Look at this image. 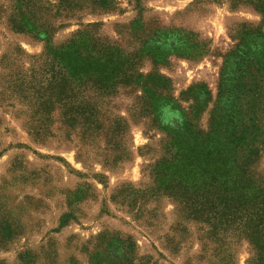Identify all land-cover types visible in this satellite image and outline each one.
<instances>
[{"label":"rangeland","instance_id":"obj_1","mask_svg":"<svg viewBox=\"0 0 264 264\" xmlns=\"http://www.w3.org/2000/svg\"><path fill=\"white\" fill-rule=\"evenodd\" d=\"M19 1L0 0V264H250L246 239L210 237L183 211L164 163L179 157L173 138H205L213 118L225 136L222 82L240 74V49L264 63V38L237 37L248 24L264 33L253 0ZM23 17L50 34L14 29ZM84 30L100 60L137 55L143 75L111 93L82 87L97 103L95 132L70 126L62 101L49 100L54 52ZM148 87L154 113L142 116ZM116 118L129 125L119 138ZM253 170L264 173V149Z\"/></svg>","mask_w":264,"mask_h":264},{"label":"trees","instance_id":"obj_2","mask_svg":"<svg viewBox=\"0 0 264 264\" xmlns=\"http://www.w3.org/2000/svg\"><path fill=\"white\" fill-rule=\"evenodd\" d=\"M96 3L107 8L111 1L96 0ZM251 4L264 15V0H253ZM12 25L22 32L50 34V29L27 17L16 18ZM237 34L241 46H246L248 37L264 38L261 27L251 24L243 25ZM95 41L91 33L84 30L56 53L50 44L46 47L48 54L53 50V55L59 58L50 82L53 89L49 94L50 104L54 99L62 101L65 121L70 126L81 125L85 132L98 131L101 124L97 103L91 98L79 97L84 92L82 87L111 93L118 85H140L143 81V75L136 71L140 65L137 55L126 54L123 58L114 53L100 60L105 55L102 51L97 55L93 53ZM240 50V74L225 78L220 86L225 97L230 95L226 100V106L231 107L226 111L225 136L218 131L214 118L211 132L205 138L195 142L193 136L191 141L189 134H179L172 143L179 157L176 162L165 161L164 165L169 169L166 172L168 183L175 189L172 196L183 211L190 212L188 216L204 221L210 237L220 239L221 232L226 235L231 231L236 237L246 239L252 248L250 264H264V173L253 170L264 149V63L247 49ZM101 62L109 63V69H104ZM234 80L240 89L237 97ZM142 99L139 114H153L144 107L152 103L154 108L155 91L148 87ZM128 128L127 121L121 118L114 119L111 125L115 138ZM72 218V213H66L61 226Z\"/></svg>","mask_w":264,"mask_h":264}]
</instances>
